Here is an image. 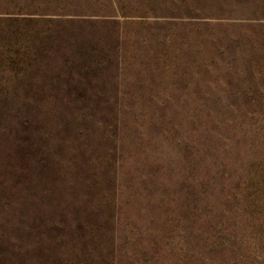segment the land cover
Returning a JSON list of instances; mask_svg holds the SVG:
<instances>
[{
	"label": "trees",
	"instance_id": "trees-1",
	"mask_svg": "<svg viewBox=\"0 0 264 264\" xmlns=\"http://www.w3.org/2000/svg\"><path fill=\"white\" fill-rule=\"evenodd\" d=\"M5 1L11 9L0 14V72L9 75L0 77L2 88L11 86L17 72L28 74L37 57L46 56L40 47L49 43L55 44L63 59L62 71L69 73L77 68L92 70L94 61L102 58L107 42L103 35L91 32L87 36L72 29L75 24L86 29L85 21L46 16L68 0H36L43 11L39 16L20 13L31 11L35 0ZM165 1L168 8L184 15L195 10L206 14L194 8V2L201 0ZM204 1L209 3L206 11L215 8L217 0ZM111 42L117 54L119 37ZM88 46L99 49V55L89 54ZM27 113L30 144L38 138L40 148L39 138L46 144L48 137L40 135L43 112ZM54 117V264H159L161 241L167 239L160 230L168 225L169 232L183 239L182 249L173 243L171 251L200 258V264L215 261L223 248L241 251L243 236L264 239L263 111L62 108L55 110ZM46 161L45 155L37 159L40 166ZM26 186L25 248L29 232L41 224L40 220L28 223L29 205L36 203L30 199L28 172ZM191 191L197 192L196 203L184 204L183 197ZM33 194L38 195L36 189ZM130 197L137 203H129ZM132 205L137 213L129 218L124 208ZM152 235L148 245H142ZM142 246L151 253L142 252L136 258ZM40 253L39 243L34 257L29 253V263L26 256L27 264H38ZM40 264L52 263L42 257Z\"/></svg>",
	"mask_w": 264,
	"mask_h": 264
},
{
	"label": "rangeland",
	"instance_id": "rangeland-1",
	"mask_svg": "<svg viewBox=\"0 0 264 264\" xmlns=\"http://www.w3.org/2000/svg\"><path fill=\"white\" fill-rule=\"evenodd\" d=\"M194 3V8L206 14L195 10L194 14L184 15L168 8L165 0H68L48 12V17L85 21L86 29L76 24L72 29L87 36L91 32L101 34L107 42L102 58L94 61L96 67L92 70L62 71L63 59L55 44L49 43L40 47L46 56L37 57L28 74L17 72L7 88L0 83V264H27L26 256L29 263V253L34 257L39 243L38 264L42 257L46 263L55 262V110L264 112V0H217L213 10L207 9L211 10L208 13V2ZM38 6L41 3L35 0L31 11L20 13L39 16L43 11ZM10 9L7 1L0 0L1 15ZM113 37L120 41L117 54L113 53ZM35 48H39L37 42ZM87 49L89 54L99 55V49ZM9 56L14 57L12 53ZM8 75L7 71L0 72V77ZM29 110L43 112L40 135L47 133L48 137L44 139L46 144L39 138L40 148L38 138L30 144L26 122ZM258 123L262 121L258 119ZM36 133L39 134H33ZM41 155L47 157L43 166L37 163ZM27 172L30 199L36 200L29 205L28 223L40 220L41 224L29 232L25 248L22 223L27 214ZM35 189L39 196L34 197ZM196 194L191 191L185 195L184 204L196 203ZM155 195L160 198L161 191ZM151 197L154 198L152 194ZM128 202L137 203L133 197ZM124 210L129 218L137 213L135 205ZM205 226L202 222V228ZM169 231V225L167 230H160L168 240L161 241L159 264H200V258L182 257L183 254L171 251L173 243L176 249H182L183 239ZM153 236H147L142 245H148ZM241 245V251L237 247L234 251L228 247L220 249L215 261L213 258L205 264H264V239L243 236ZM142 252L145 256L151 253L142 246L136 258Z\"/></svg>",
	"mask_w": 264,
	"mask_h": 264
}]
</instances>
